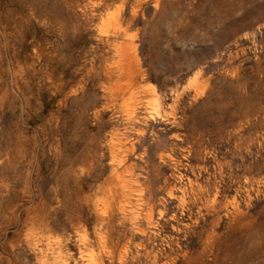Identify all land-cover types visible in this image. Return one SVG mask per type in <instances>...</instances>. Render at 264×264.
<instances>
[{
	"label": "rangeland",
	"instance_id": "374dc122",
	"mask_svg": "<svg viewBox=\"0 0 264 264\" xmlns=\"http://www.w3.org/2000/svg\"><path fill=\"white\" fill-rule=\"evenodd\" d=\"M0 264H264V0H0Z\"/></svg>",
	"mask_w": 264,
	"mask_h": 264
},
{
	"label": "bare ground",
	"instance_id": "6f19581e",
	"mask_svg": "<svg viewBox=\"0 0 264 264\" xmlns=\"http://www.w3.org/2000/svg\"><path fill=\"white\" fill-rule=\"evenodd\" d=\"M131 61H132V60H131ZM130 65H131V64H130ZM134 66H135V65H134ZM134 66H133V67H134ZM129 68H132V67H129ZM132 69L135 70V67L132 68ZM129 70H130V69H129ZM129 74H130V73H129ZM130 75H131V74H130ZM130 75H126V78L129 79L130 84H131V82H133L134 80L131 78ZM133 75H134V74H133ZM130 78H131L132 80H131ZM133 78H134V77H133ZM134 79H135V78H134ZM131 85H132V84H131ZM128 92H129V91H128ZM133 97H134V93H133L132 90H130V92L127 94V98H128V99H132ZM127 98H126V99H127ZM116 182H117V181H116ZM118 183H119V182H118ZM198 185H199V184H198ZM172 186H173V185H172ZM205 188H206V187H205ZM202 190H203V189H202ZM207 190H209V189H207ZM171 192H172V191H171ZM171 192H170V193H171ZM205 192H206V191H205Z\"/></svg>",
	"mask_w": 264,
	"mask_h": 264
}]
</instances>
